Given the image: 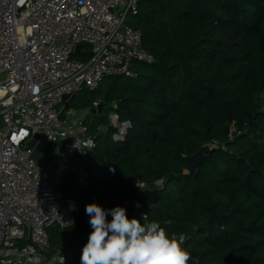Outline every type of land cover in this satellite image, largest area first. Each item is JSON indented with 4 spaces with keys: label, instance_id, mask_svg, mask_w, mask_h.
Masks as SVG:
<instances>
[{
    "label": "trees",
    "instance_id": "16d2710c",
    "mask_svg": "<svg viewBox=\"0 0 264 264\" xmlns=\"http://www.w3.org/2000/svg\"><path fill=\"white\" fill-rule=\"evenodd\" d=\"M128 23L155 63L137 61V78L104 77L67 103L88 110L87 154L41 148L53 189L79 204L70 226L48 228L51 251L85 235L88 204L125 208L159 189L140 221L184 234L194 263L264 264V0H141ZM84 47L76 59H89ZM111 111L132 122L125 141L113 138ZM207 144L189 173L185 157Z\"/></svg>",
    "mask_w": 264,
    "mask_h": 264
},
{
    "label": "built area",
    "instance_id": "2783aa9c",
    "mask_svg": "<svg viewBox=\"0 0 264 264\" xmlns=\"http://www.w3.org/2000/svg\"><path fill=\"white\" fill-rule=\"evenodd\" d=\"M140 3L0 0V264H72L67 246L74 238L51 251L48 228L70 226L79 204L53 189L51 169L39 165L27 143L45 140L57 152L83 155L95 147L65 97L83 87L95 91L107 76L137 78V61L155 63L127 21ZM78 45L89 46L88 60L74 57ZM109 121L113 138L125 141L132 122L117 111Z\"/></svg>",
    "mask_w": 264,
    "mask_h": 264
},
{
    "label": "clouds",
    "instance_id": "9594fccd",
    "mask_svg": "<svg viewBox=\"0 0 264 264\" xmlns=\"http://www.w3.org/2000/svg\"><path fill=\"white\" fill-rule=\"evenodd\" d=\"M86 213L93 231L82 249L80 264H188L191 259L182 247L184 234L169 235L157 222L145 225L140 219H129L123 207L106 211L90 203ZM109 213L110 222L106 220Z\"/></svg>",
    "mask_w": 264,
    "mask_h": 264
},
{
    "label": "water",
    "instance_id": "95a60500",
    "mask_svg": "<svg viewBox=\"0 0 264 264\" xmlns=\"http://www.w3.org/2000/svg\"><path fill=\"white\" fill-rule=\"evenodd\" d=\"M84 47V45H78L76 47V51L80 52L81 49ZM72 96H66V101H70ZM102 110V106L93 109L92 112H100ZM47 144L45 140H36L31 139L28 141L27 145L31 148H33V155L39 165L42 168H46V160L44 156L42 155L41 148L44 147ZM212 147V145L207 144L201 147L195 154L192 156H186L185 159L187 161V171L189 173H196L199 169L200 164L203 161V158L205 154L209 151V149ZM160 191L159 189L155 190H143L140 191L133 201L125 207L126 209V215L129 219L131 218H137L140 219L144 212L152 205L154 204L157 199L159 198ZM139 205V206H137ZM112 219L110 213L106 216V220L110 222ZM93 231L91 225L86 227L85 229V235H77L74 237V242L67 246V250L71 256L72 264H80V257L82 254V249L84 245L88 241L89 234ZM188 264H196L191 259L189 260Z\"/></svg>",
    "mask_w": 264,
    "mask_h": 264
},
{
    "label": "rangeland",
    "instance_id": "374dc122",
    "mask_svg": "<svg viewBox=\"0 0 264 264\" xmlns=\"http://www.w3.org/2000/svg\"><path fill=\"white\" fill-rule=\"evenodd\" d=\"M133 16L132 15H130L129 17H128V20L130 21V19L132 18ZM127 20V21H128ZM77 101H78V98H75ZM79 107H76L75 109H78ZM84 111L85 110H81V109H78V110H73V111H71L72 112V115L73 116H75V117H81L82 115H83V113H84ZM92 122V121H91ZM62 250L61 249H59L58 250V252H61Z\"/></svg>",
    "mask_w": 264,
    "mask_h": 264
},
{
    "label": "crops",
    "instance_id": "0c3cea01",
    "mask_svg": "<svg viewBox=\"0 0 264 264\" xmlns=\"http://www.w3.org/2000/svg\"><path fill=\"white\" fill-rule=\"evenodd\" d=\"M68 111H73V109H69ZM87 115H88V110L87 111L85 110L83 115L81 117H78V118L84 121V119L86 118Z\"/></svg>",
    "mask_w": 264,
    "mask_h": 264
}]
</instances>
